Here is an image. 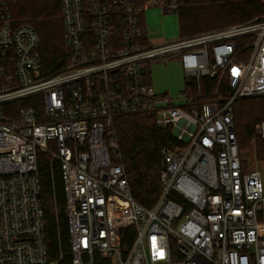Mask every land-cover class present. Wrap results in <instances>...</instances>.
I'll use <instances>...</instances> for the list:
<instances>
[{
  "label": "built area",
  "instance_id": "built-area-1",
  "mask_svg": "<svg viewBox=\"0 0 264 264\" xmlns=\"http://www.w3.org/2000/svg\"><path fill=\"white\" fill-rule=\"evenodd\" d=\"M18 2L0 0V264H264V179L244 167L234 114L237 101L264 95V15L149 44L143 12L171 15L177 0H58L65 61L47 74ZM171 58L188 77L177 98L151 82L152 61ZM204 77L219 98L199 104ZM144 114L183 142L163 152L152 207L135 200L112 127ZM43 152L65 193L68 242L55 250Z\"/></svg>",
  "mask_w": 264,
  "mask_h": 264
},
{
  "label": "trees",
  "instance_id": "trees-1",
  "mask_svg": "<svg viewBox=\"0 0 264 264\" xmlns=\"http://www.w3.org/2000/svg\"><path fill=\"white\" fill-rule=\"evenodd\" d=\"M177 4L176 13L181 37H192L231 24L250 22L264 15V0H177ZM56 12L60 13L58 0H19L15 7V15L18 16L50 17ZM35 26L42 37L43 68L45 73L50 74L64 64L65 49L60 41L58 29L52 30L53 35H49L40 23ZM188 84L192 87V94L199 96L196 81H188ZM215 89V78H202V96L197 97V102L200 104L212 100ZM225 92L227 88L223 85L221 93L226 94ZM262 96L242 99L235 103L236 132L241 154L255 135L256 125L264 117L255 115L256 106L258 111L264 114V95ZM112 127L120 145L122 162L126 167L133 196L143 205L152 207L160 195L159 173L163 152L182 145L183 142L175 136L171 126L159 127L153 114L119 117L115 119ZM257 151L264 159V138L261 136L258 138ZM244 167L248 168L246 160ZM39 176L48 219L50 245L55 250L60 240H63L65 245L68 242V222L64 213L65 193L62 176L58 164L52 165L51 156L47 152L39 156ZM129 229L133 228L124 230Z\"/></svg>",
  "mask_w": 264,
  "mask_h": 264
},
{
  "label": "rangeland",
  "instance_id": "rangeland-1",
  "mask_svg": "<svg viewBox=\"0 0 264 264\" xmlns=\"http://www.w3.org/2000/svg\"><path fill=\"white\" fill-rule=\"evenodd\" d=\"M58 15L59 14L56 12L50 17H43V16L36 17L29 15L28 16L16 15V16L20 19L28 20L34 23L35 25L40 23L42 27H44L49 32V35H53L52 30L58 29L60 41L61 43H63L64 46L63 23L61 20H59ZM143 17H144V26L146 29L145 37L149 43L160 42L163 39L174 40L181 37V33L179 30L180 25H179V19L177 13H173L166 17L162 15L161 8L159 6L150 5L147 11L143 12ZM206 32H202L199 34H203ZM150 72H151L153 86L156 92L158 93H165L167 91H170L172 95L175 98H177L179 94L181 92H184L187 88L188 77L186 76L185 71L183 70L181 62L178 58H171L168 61L154 60L150 65ZM215 98H219V95L212 96V100ZM212 109H213L212 106L208 107V111ZM251 112L253 114V110H251ZM255 115L262 117L264 115L262 111H258L257 106L255 109ZM262 121H264V117ZM258 124L255 127L256 128L255 135L242 150V157L244 160L247 161L248 169L259 168L262 172L264 179V159L258 155V151H257V142H258V138L260 137L258 135ZM172 131L175 134V130L173 128ZM127 231H132V229H129ZM263 233H264V221H263Z\"/></svg>",
  "mask_w": 264,
  "mask_h": 264
},
{
  "label": "crops",
  "instance_id": "crops-1",
  "mask_svg": "<svg viewBox=\"0 0 264 264\" xmlns=\"http://www.w3.org/2000/svg\"><path fill=\"white\" fill-rule=\"evenodd\" d=\"M167 17V16H166ZM165 18V17H164ZM165 40H168V39H163V40H161L160 42H156V43H149V44H157V43H161V42H163V41H165ZM151 82H152V78H151ZM153 83V82H152Z\"/></svg>",
  "mask_w": 264,
  "mask_h": 264
},
{
  "label": "bare ground",
  "instance_id": "bare-ground-1",
  "mask_svg": "<svg viewBox=\"0 0 264 264\" xmlns=\"http://www.w3.org/2000/svg\"><path fill=\"white\" fill-rule=\"evenodd\" d=\"M212 106V105H211ZM209 107V106H208ZM213 107V106H212ZM211 111V110H210Z\"/></svg>",
  "mask_w": 264,
  "mask_h": 264
}]
</instances>
